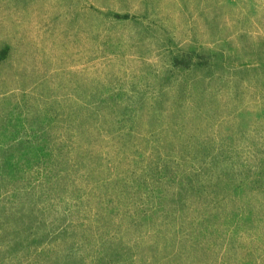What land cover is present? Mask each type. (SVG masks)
I'll return each mask as SVG.
<instances>
[{
	"label": "rangeland",
	"instance_id": "rangeland-1",
	"mask_svg": "<svg viewBox=\"0 0 264 264\" xmlns=\"http://www.w3.org/2000/svg\"><path fill=\"white\" fill-rule=\"evenodd\" d=\"M0 264H264V0H0Z\"/></svg>",
	"mask_w": 264,
	"mask_h": 264
},
{
	"label": "trees",
	"instance_id": "trees-1",
	"mask_svg": "<svg viewBox=\"0 0 264 264\" xmlns=\"http://www.w3.org/2000/svg\"><path fill=\"white\" fill-rule=\"evenodd\" d=\"M175 184L178 186V188L180 189V191H181V188L185 187V185L182 184V183H175ZM160 193H161V192H159V194H158V198H159V196H160Z\"/></svg>",
	"mask_w": 264,
	"mask_h": 264
}]
</instances>
